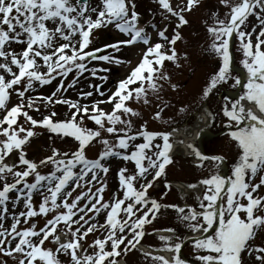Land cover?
Returning <instances> with one entry per match:
<instances>
[{
	"label": "snow or ice",
	"instance_id": "obj_1",
	"mask_svg": "<svg viewBox=\"0 0 264 264\" xmlns=\"http://www.w3.org/2000/svg\"><path fill=\"white\" fill-rule=\"evenodd\" d=\"M156 2L170 14L164 19L175 17L176 24L169 37L167 25L159 28L151 23L160 38L152 43L146 27L139 26L136 0H0V253L12 257L15 264H117L116 257L134 250L146 234L145 225L157 219L161 204L148 189L171 162L172 132L149 131L145 124L133 131V121L122 117L139 115L129 102L142 100L148 104L149 90L157 92L161 87L158 80L170 79L163 70L165 61L179 66L175 45L181 39L179 29L188 24L184 13L198 6L200 0H186L179 8L170 0ZM219 3L228 11L223 17L211 13L212 23L206 25L208 51L219 58V64L203 87L201 99L206 102L218 86L229 82L231 88L241 89L238 97L225 96L219 109L225 126L233 129L229 135L239 149L238 158L231 175L223 176L219 173L222 156H208L195 145H188L196 166L208 167V175L188 185L203 188L196 197L198 207L186 206L187 211L179 205L164 207L176 209L178 220L198 235L181 237L176 229H165L171 235H162L159 240L163 242L162 250L172 255L148 253L151 264H187L181 250L188 240L199 264H244L245 254L254 255L259 264H264V246L254 243L258 232L264 231V195L259 191L264 187V175H260L264 172V0ZM252 16L257 23L249 27ZM109 26L128 38L104 48L118 53L124 45L146 46L137 65L117 82L114 91L109 89L110 94L100 85H89L93 91L79 93L89 98L98 92L106 96L105 100L83 104L62 95L84 72L97 76L100 71H109L89 68L91 60L131 63L112 54L97 55L102 49L90 48L94 30ZM233 36L239 41L237 51L242 53L246 82L232 73ZM13 45L22 47L17 51ZM72 73V82L66 83ZM57 77L60 80L50 94L29 95L37 86L50 85ZM99 79L106 81L107 77ZM13 95L18 102L9 107ZM104 103L111 104V110L101 108ZM60 104L67 106L69 113L66 119L56 120L55 106ZM41 106L51 111L37 120L29 110L39 113ZM157 107L154 116L159 120L163 108ZM184 111L182 106L180 112ZM85 120L96 127H88ZM36 126L74 138L78 142L76 150L61 153L53 148L51 155L38 162L28 159L24 146L35 135ZM104 132L115 142L103 136ZM137 137L142 142L136 143ZM97 140L103 150L96 158H88L87 148ZM110 157L134 162V170L129 173L127 168L119 169V189L106 200L110 171L106 161ZM47 166L51 170L42 174L40 169ZM141 178L145 182L137 188ZM165 186L170 187L167 183ZM37 194L41 197L38 206L34 203ZM21 203L23 209L16 212ZM9 215L12 222L5 227ZM101 215L105 216L103 223ZM40 216L46 222L38 228L35 218ZM90 234L95 238L88 243ZM46 242L54 247H46ZM61 254L69 259L61 261Z\"/></svg>",
	"mask_w": 264,
	"mask_h": 264
},
{
	"label": "rangeland",
	"instance_id": "obj_2",
	"mask_svg": "<svg viewBox=\"0 0 264 264\" xmlns=\"http://www.w3.org/2000/svg\"><path fill=\"white\" fill-rule=\"evenodd\" d=\"M170 2L177 8L184 7L186 4V0H170ZM136 5V10L140 13V26L146 27L148 33H153L151 36L152 43H156L160 38L157 36L155 30L150 27L151 23H155L159 28H164L167 25L168 30L166 34L170 37L175 28V17L165 20L164 16H170V14H167L165 10L159 6L156 0H136ZM226 11H228V9L221 5L219 0H200L198 6L194 7L191 11L184 13L188 20V24L179 29L181 39L178 40L175 45L180 57L179 66L173 62L165 61L163 70L168 73L170 79L158 80L157 83L161 87L157 92L154 93L149 90L148 104L143 103L142 100L139 102L135 100L129 102V106L135 109L139 115L124 116L122 118L131 119L133 121V131L139 130L142 124H145L149 131H171V128L181 125L184 122L187 124L193 123L194 113L201 109L202 106L207 105L209 113L212 114V121L207 133L201 138V150L204 151L206 155L222 156L224 160L219 166V173L223 176H230L233 164L238 158L239 149L237 148L236 143L230 138L229 133L232 130L225 126L224 118L219 114V109L224 104L223 98L225 96H228L231 99L234 97V94L232 93L236 92L238 95L241 89L239 87L237 89L231 88V82H229L228 84L218 86V90L214 91L206 102L201 99L203 87L207 83L210 75L216 71L219 64V58L208 51L210 37L207 33L206 25L212 23L211 13L218 12L220 16L223 17V14ZM254 23L257 22L255 17L252 16L249 18V27ZM126 38L127 36L125 37L124 34L121 36L118 30H115L112 26L102 27L94 30L92 35L93 42L90 45V48H101L102 52H99L98 55L112 54L119 56L122 60L127 62L129 61V52L132 51L131 47L128 48L121 46V51L118 53L113 52L110 48L103 47L106 44H112ZM16 46H18V49L16 48L17 51L22 47L20 45ZM145 47L146 46L143 43L136 47V49L138 48L141 50V54L136 63L133 64V67L139 62ZM238 47L239 41L233 36L230 40V52L233 58L231 64L232 73L234 76L242 77V82H246L247 72L241 64L242 53L237 51ZM185 54H187L186 57ZM0 62H2V59H0ZM128 64L130 63L117 65L115 63L109 64L104 61L91 60L88 62L89 68L95 66L98 68L109 69V71H100L97 73V76H92L90 72H84L83 76L78 78V82L75 83L74 87L70 88L66 93H62V95L73 101H80L83 104H87L90 101L105 100L106 96L102 97L98 92H94L93 96L89 98H83L79 93L81 91H93L89 85H100L105 93L110 94L109 89L114 91L117 82L125 78L131 68H133L131 67L128 70ZM241 73L243 74L242 76H240ZM73 75L74 73L69 74V77L66 78V83L72 82ZM103 76L107 77L106 81L99 79V77ZM59 80L60 77H57V80L50 85H45L43 87L37 86L34 91L29 93V95H32L33 97H37L41 94L48 95L55 89ZM172 85H176L177 87L174 89ZM17 102V97L13 95L9 107ZM158 105L160 108H163L162 119L159 120L154 116V113L159 110L157 107ZM164 105H167V107L165 108ZM182 106L185 109L184 112H180ZM100 107L105 110H111L112 106L111 104L104 103L101 104ZM29 111L34 118L40 120L42 119V114H49L51 108L45 109L41 106L39 113L32 110ZM55 111L58 113V115L54 117L56 120H63L68 117L69 109L65 105H56ZM20 119L21 122H23V117ZM85 124L88 127H96L93 122L88 120H85ZM29 126L30 125L25 124V127ZM118 127H120V125H118ZM33 130L35 133L38 131L37 136L30 142H27L24 146L27 158L32 161L38 162L44 157L51 155L53 148L59 149L60 152L63 153L75 151L78 146V142H76L74 138L51 133L43 126H36ZM102 135L109 138L113 143L115 142L114 137L110 134L104 132ZM117 135H122V133H118ZM171 140L172 137H170V141ZM139 142H142L141 137H137L136 143ZM157 142L162 143L159 138H157ZM102 150L103 146L99 140H97L87 148L86 155L88 158H96ZM8 162L11 163L12 161ZM106 164L110 168L106 177L107 187L104 193L105 199L107 200L110 199L113 193L117 192L119 189V169L127 168L129 173H132L134 170V162L125 161L122 158L118 159L117 157H110L106 161ZM208 164L209 162H206V165ZM50 170L51 166L42 167L40 169L42 174H47ZM206 175H208V167L199 168L192 163L190 158H183L180 155L172 158L165 173L154 182L151 188L148 189L150 195L153 194L152 197L157 199L161 204V208L157 219L151 224L145 225L146 234L141 242L146 244L149 243L154 246L163 245V242L159 240V236H156L153 233L160 228H174L181 237L190 233L185 225L178 220L177 210L164 207V205H179L180 207H185V210L187 211L186 206L198 207L196 196L194 194H181L176 188L170 185V182L176 180L184 183H195ZM260 175H264V172L260 173ZM151 178V175L147 176L148 180H151ZM256 179L258 182V177ZM8 180L11 182V177H9ZM144 182L145 179L141 178L136 183V187L139 188ZM2 183L3 181H0V186H2ZM166 183L170 185V187H166ZM259 191L260 194L264 195V187ZM164 193H167V195H164ZM12 195L14 196L15 193H12ZM40 199L41 197L38 194L34 196V203L36 206H38ZM9 208L11 209L10 203ZM22 209L23 205L21 203L15 211L19 212ZM104 219V215L99 217L101 223H103ZM35 220L37 221L38 228L42 227L46 222L43 216L36 217ZM11 222V216L9 215L7 221L4 222L5 227L10 226ZM97 235L100 234L97 233ZM94 238L95 237L90 234L87 238L88 243H91ZM254 243L256 245L264 246V231L258 232ZM46 247H54V245L46 242ZM85 247H87V245H85ZM88 251L91 252L92 249H89ZM181 257L187 262V264H199V261L195 259L193 244L190 242L184 244L181 251ZM60 259L61 261L66 262L69 258L61 254ZM118 259L123 260L122 262L124 264H151V257L143 254L137 248L126 253L121 252L120 256L116 257L117 262ZM5 261L6 264H15L12 257H6L0 253V264H4ZM244 264H259V262L256 261L254 255L250 256L245 254Z\"/></svg>",
	"mask_w": 264,
	"mask_h": 264
},
{
	"label": "bare ground",
	"instance_id": "obj_3",
	"mask_svg": "<svg viewBox=\"0 0 264 264\" xmlns=\"http://www.w3.org/2000/svg\"><path fill=\"white\" fill-rule=\"evenodd\" d=\"M13 47L18 49V46L14 45ZM138 46H132V51L129 52V61L128 70L133 67L134 63H136L137 59L140 57L141 50L136 49ZM128 52V51H127ZM211 116L208 112L200 110L195 113L194 122L191 125L183 124L181 127L172 131L173 143H172V155L180 154L182 156H190L195 160L194 155L191 152V149L188 145L191 143L195 145L199 150L198 142L200 141V137L205 134L208 128L211 125ZM173 185L181 190L182 193H194L196 196L201 194V187H197L196 189L189 188L187 184H183L181 182H174ZM198 235V233H193ZM162 235H168L167 232H163ZM143 252L151 253L152 255H163L165 257H171L172 253L168 251L162 250L163 247L153 248L146 245H140L139 247Z\"/></svg>",
	"mask_w": 264,
	"mask_h": 264
}]
</instances>
